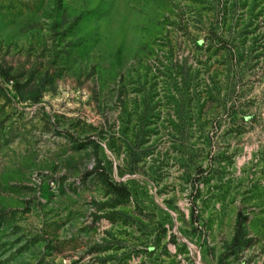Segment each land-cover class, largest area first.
Here are the masks:
<instances>
[{"label":"rangeland","instance_id":"rangeland-1","mask_svg":"<svg viewBox=\"0 0 264 264\" xmlns=\"http://www.w3.org/2000/svg\"><path fill=\"white\" fill-rule=\"evenodd\" d=\"M237 1L0 0V264H264V0Z\"/></svg>","mask_w":264,"mask_h":264},{"label":"trees","instance_id":"trees-1","mask_svg":"<svg viewBox=\"0 0 264 264\" xmlns=\"http://www.w3.org/2000/svg\"><path fill=\"white\" fill-rule=\"evenodd\" d=\"M237 3L238 1L237 0H234L233 4L231 5V7L234 9L236 6H237ZM228 9L227 7H225L222 11L223 15L227 14L228 12ZM222 15V16H223ZM215 25H211V28H210V31H209V37H210V42L211 44H214L215 40L218 39V35H217V29L214 27ZM216 44V43H215ZM181 69V67H174V66H169L168 68V71H167V74L169 75H172L173 73H176L178 72L179 70ZM182 76H183V83L186 84L187 83V77L184 73H182ZM102 172L104 173V169L102 168ZM118 188V192L117 193V196L118 197H121V198H124V199H127L129 197V193H128V190L125 188V187H116Z\"/></svg>","mask_w":264,"mask_h":264}]
</instances>
